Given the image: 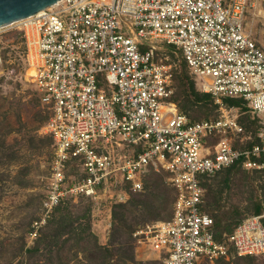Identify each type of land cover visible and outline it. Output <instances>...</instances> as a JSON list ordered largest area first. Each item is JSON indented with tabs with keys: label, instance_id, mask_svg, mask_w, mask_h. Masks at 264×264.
<instances>
[{
	"label": "built area",
	"instance_id": "2783aa9c",
	"mask_svg": "<svg viewBox=\"0 0 264 264\" xmlns=\"http://www.w3.org/2000/svg\"><path fill=\"white\" fill-rule=\"evenodd\" d=\"M264 24V0H60L16 23L25 37L26 78L49 112L43 129L54 140L43 221L64 199H96L109 183L144 189L153 170L168 173L171 218L134 231L139 248L162 264H201L264 255V214L245 218L216 239L203 211L206 177L237 163L264 169V119L258 142L236 148L244 134L241 99L264 112V49L246 28ZM156 42L175 46L218 116L192 121L174 100L175 62L158 57ZM0 50V77L7 76ZM77 162L81 176L67 175ZM122 201L121 196L116 198Z\"/></svg>",
	"mask_w": 264,
	"mask_h": 264
},
{
	"label": "rangeland",
	"instance_id": "374dc122",
	"mask_svg": "<svg viewBox=\"0 0 264 264\" xmlns=\"http://www.w3.org/2000/svg\"><path fill=\"white\" fill-rule=\"evenodd\" d=\"M246 28L264 49V24L248 16ZM155 45L160 59L177 64L174 100L184 99V75L195 82L198 91L206 93L181 54L175 53V46L162 42ZM25 47L20 24L0 29V50L7 74L0 77V264H162L156 254L137 246L133 233L172 216L174 190L163 170L149 172L142 191L109 183L96 199L70 196L42 223L38 235L31 236L34 222L43 221L54 140L43 129L49 112L35 85L25 76ZM238 113L245 131L234 136L231 143L236 148H247L249 141L257 138L264 112L253 115L241 108ZM187 115L197 120L214 119L218 108L207 117L198 107ZM67 175H82L77 162L69 166ZM203 182L205 211L212 217L223 211L233 214L234 219L247 218L254 214L257 202L264 206V169L241 166L231 173L223 170ZM119 196L122 201H117ZM125 225L134 230L132 238L123 230ZM201 264H264V255L240 256L232 251L228 258L203 260Z\"/></svg>",
	"mask_w": 264,
	"mask_h": 264
},
{
	"label": "trees",
	"instance_id": "16d2710c",
	"mask_svg": "<svg viewBox=\"0 0 264 264\" xmlns=\"http://www.w3.org/2000/svg\"><path fill=\"white\" fill-rule=\"evenodd\" d=\"M170 51L173 52L172 48L170 49ZM183 61H184L185 65L188 67L187 63L185 62V59H183ZM183 79L185 80V81H183V85L185 87L184 99L181 100L178 97L175 100L176 103L178 104L179 110L182 113L187 115L188 112L191 109H193L195 107H198L202 111H204L205 117L209 116V114L215 108L218 107L215 104L214 97L211 94H209V93H203V92L198 91L196 89L195 82L193 80L189 79L188 75L187 76L184 75ZM225 101L229 105H236V106H239L240 108H242L244 110H249L248 107L244 104L245 102L243 100H241V99L226 98ZM190 119L192 121H197V118H195V117L194 118L190 117ZM252 122L255 123V120H253ZM257 142H258V139L255 138L254 141H252V142L249 141L248 145H249V147H252ZM241 166H242V163L240 162V163H237V164H234V165L230 166L226 170L229 173H231L234 170L239 169ZM206 178H208V177H206ZM204 185L205 184L203 182V187H204ZM61 205L62 204L57 206L56 210H59ZM120 205H123V204H120ZM254 207H255V210H254V214L253 215H260V214L264 213V206L260 202H257ZM202 209H203V211H205V207L204 206L202 207ZM213 218H214V222H215L214 223V225H215L214 228H215V233H216L215 235H216V239H218V240H222L223 239V234L224 233L233 232L235 230V228L245 219V218H240V217L238 219L237 218L234 219V215L233 214L226 213V212H223V211H220L219 213H217ZM232 220H235V222H232ZM263 222H264V219H263ZM123 227H124L123 230L125 231V233H127L132 238V233L134 231L132 229V227H130L128 225H125ZM105 249H107V248H105Z\"/></svg>",
	"mask_w": 264,
	"mask_h": 264
},
{
	"label": "water",
	"instance_id": "95a60500",
	"mask_svg": "<svg viewBox=\"0 0 264 264\" xmlns=\"http://www.w3.org/2000/svg\"><path fill=\"white\" fill-rule=\"evenodd\" d=\"M60 0H0V29L28 18Z\"/></svg>",
	"mask_w": 264,
	"mask_h": 264
},
{
	"label": "crops",
	"instance_id": "0c3cea01",
	"mask_svg": "<svg viewBox=\"0 0 264 264\" xmlns=\"http://www.w3.org/2000/svg\"><path fill=\"white\" fill-rule=\"evenodd\" d=\"M229 168V167H228ZM227 169V168H226ZM226 169H224V170H226ZM257 170V169H256ZM223 171V170H222ZM221 172V171H220ZM264 214V213H263Z\"/></svg>",
	"mask_w": 264,
	"mask_h": 264
}]
</instances>
